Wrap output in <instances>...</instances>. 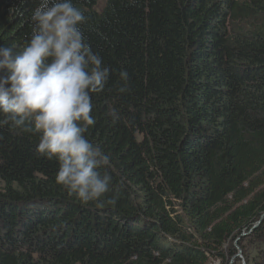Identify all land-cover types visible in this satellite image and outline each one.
Here are the masks:
<instances>
[{
    "label": "trees",
    "instance_id": "16d2710c",
    "mask_svg": "<svg viewBox=\"0 0 264 264\" xmlns=\"http://www.w3.org/2000/svg\"><path fill=\"white\" fill-rule=\"evenodd\" d=\"M74 3L113 70L87 135L116 203L70 197L36 136L0 128V264H229L264 238V0ZM37 4L0 0V43L24 45Z\"/></svg>",
    "mask_w": 264,
    "mask_h": 264
},
{
    "label": "clouds",
    "instance_id": "9594fccd",
    "mask_svg": "<svg viewBox=\"0 0 264 264\" xmlns=\"http://www.w3.org/2000/svg\"><path fill=\"white\" fill-rule=\"evenodd\" d=\"M85 11L74 0H38L24 45L0 43V128L38 138L36 153L55 160L57 185L81 204H115L107 199L110 156L87 133L96 124L94 96L104 93L112 75L93 50L82 26ZM128 91L129 74L119 71ZM113 123L120 116L110 108Z\"/></svg>",
    "mask_w": 264,
    "mask_h": 264
},
{
    "label": "rangeland",
    "instance_id": "374dc122",
    "mask_svg": "<svg viewBox=\"0 0 264 264\" xmlns=\"http://www.w3.org/2000/svg\"><path fill=\"white\" fill-rule=\"evenodd\" d=\"M247 230H244L242 235L233 242L236 247L238 253L234 258L231 259L229 264H247L245 261V257L250 255L252 257L260 256V250L264 248V238L263 239H246L248 234ZM234 259V260H233ZM209 264H221L219 259L211 260Z\"/></svg>",
    "mask_w": 264,
    "mask_h": 264
},
{
    "label": "water",
    "instance_id": "95a60500",
    "mask_svg": "<svg viewBox=\"0 0 264 264\" xmlns=\"http://www.w3.org/2000/svg\"><path fill=\"white\" fill-rule=\"evenodd\" d=\"M234 257H235V256H234ZM234 257H233V258H234ZM233 260H234V259H233Z\"/></svg>",
    "mask_w": 264,
    "mask_h": 264
}]
</instances>
